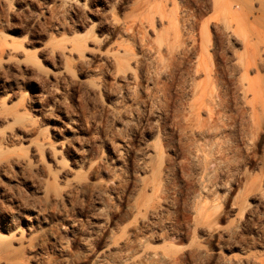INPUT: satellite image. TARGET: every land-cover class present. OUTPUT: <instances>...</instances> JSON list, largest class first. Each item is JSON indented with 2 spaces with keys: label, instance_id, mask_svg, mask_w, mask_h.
I'll list each match as a JSON object with an SVG mask.
<instances>
[{
  "label": "rangeland",
  "instance_id": "374dc122",
  "mask_svg": "<svg viewBox=\"0 0 264 264\" xmlns=\"http://www.w3.org/2000/svg\"><path fill=\"white\" fill-rule=\"evenodd\" d=\"M226 1L194 48L161 0H0V264H264V0Z\"/></svg>",
  "mask_w": 264,
  "mask_h": 264
},
{
  "label": "bare ground",
  "instance_id": "6f19581e",
  "mask_svg": "<svg viewBox=\"0 0 264 264\" xmlns=\"http://www.w3.org/2000/svg\"><path fill=\"white\" fill-rule=\"evenodd\" d=\"M161 1L164 5H168V3L173 4V6H175L176 9H179L180 11L185 12V14L182 17H179L180 16L179 15L177 18L180 21L183 19V21L186 22V23H184V25L185 24L188 25V27L191 29L193 42H194L193 47L195 48V46H196L195 42H197L198 38H197V35L194 33V27H195V24L197 23V21L200 17V13L202 11V6L208 4L209 0H161ZM214 2L216 4L215 6H217L219 8H223V9L225 8L226 9L227 6H229V4L227 3L226 0H214ZM238 3H240V5H241V2H238ZM251 12H252V8L249 11V13H251ZM213 24L216 26H219V24L217 22H214ZM208 26H209V23H207V26H206L207 28L205 30L207 37L210 36L209 31H208ZM194 48L189 47V45L185 46L184 49L182 50V53L184 54L183 58H186ZM171 76H172V74H171ZM170 80H171L170 82L163 81L161 83V85L159 86V92L161 93L160 94V102L163 101V104H164V106H166V110H168V111H169V108H172V106H173V105H171L170 101L173 100L174 95H175L172 91V86L175 85L173 76H172V78H170ZM217 81H218V83L220 81L224 82V74H223V72H220L219 70H217L214 74V82H217ZM178 92L175 91L176 94H178ZM213 94L215 96L213 95V98L210 101L215 103V104L211 105L207 101L202 102L198 108L199 111L197 112V115L200 117L201 110H206L209 113L210 117H212V118L229 120V118L231 117V115L229 114L230 102L227 99V95H226L225 90H223V88H218V90L213 92ZM173 104H174V102H173ZM161 106H162V104H161ZM167 113L168 112L165 111L164 114L166 115ZM214 115H216V116L214 117ZM131 239L129 238L127 241H125V243L130 242Z\"/></svg>",
  "mask_w": 264,
  "mask_h": 264
}]
</instances>
